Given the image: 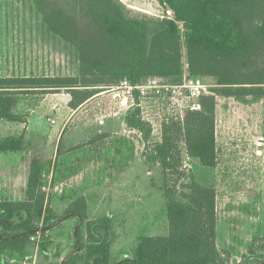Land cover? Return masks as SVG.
<instances>
[{"label": "rangeland", "instance_id": "374dc122", "mask_svg": "<svg viewBox=\"0 0 264 264\" xmlns=\"http://www.w3.org/2000/svg\"><path fill=\"white\" fill-rule=\"evenodd\" d=\"M59 1L72 9V0ZM118 1L126 15L148 21L152 27L156 19H165L149 6L152 0ZM180 28L183 34L185 28L182 24ZM182 53L184 78L188 75L185 46ZM79 73L78 51L49 29L35 0H0V77ZM203 80L215 86L214 78ZM120 84L100 87L76 112L69 106L72 95L65 89L24 92L14 107L22 120L0 123V139L21 135L25 139L22 150L0 152V201L27 198L30 172L38 161L42 165L40 190L57 215L85 196L90 219L105 215L113 219L112 261L132 256L142 236L169 233L167 201L158 188L164 171L146 159L162 141L158 110L168 100L150 98L148 111L154 126L139 113L151 126L146 141L144 132L127 121L136 105H122ZM152 95L156 94H148ZM197 99L184 91L178 101L188 106ZM216 137L219 162L215 168L202 166L180 143L184 173L179 182L196 180L216 189L217 245L227 264H247L244 256L250 247L259 252L264 243V97L218 96ZM37 224L40 228L30 236L24 252L4 250L0 264H61L75 250L78 224L83 240L87 237L86 224L77 217H64L49 229H42L43 220Z\"/></svg>", "mask_w": 264, "mask_h": 264}, {"label": "trees", "instance_id": "16d2710c", "mask_svg": "<svg viewBox=\"0 0 264 264\" xmlns=\"http://www.w3.org/2000/svg\"><path fill=\"white\" fill-rule=\"evenodd\" d=\"M35 1L49 29L78 51L80 73L0 77V123L22 120L14 107L24 92L65 89L72 95L69 106L76 110L100 87L123 80L136 85L159 77L181 83L183 46L188 75L212 77L215 86L198 96L200 108L187 109L183 119L163 121L162 141L146 156L164 171L158 188L167 201V235L142 236L132 256L112 261L113 219L107 215L90 219L85 196L57 215L40 190L42 165L35 161L27 198L0 201V254L6 249L24 252L30 236L40 228L38 221H44L42 229H49L64 217H77L86 224V240L78 224L75 250L61 264H227L217 245V191L196 180L179 182L184 173L180 143L184 142L189 155L202 166L217 167V97H264V0H168L176 19H156L154 27L126 15L118 0H72L71 10L59 0ZM140 112L141 107L136 106L127 121L144 132L147 141L151 126L139 117ZM24 140L23 135L0 139V152L20 151ZM258 248L259 252L250 247L244 256L247 264H264V243Z\"/></svg>", "mask_w": 264, "mask_h": 264}, {"label": "built area", "instance_id": "2783aa9c", "mask_svg": "<svg viewBox=\"0 0 264 264\" xmlns=\"http://www.w3.org/2000/svg\"><path fill=\"white\" fill-rule=\"evenodd\" d=\"M149 6H154L153 9L157 16L171 20L176 19L175 11L168 0H152ZM180 23L182 24V22ZM119 88H123L122 105L127 107L136 105L141 107L143 118L149 121L153 126L154 120L152 121L153 118L148 111V108L150 109L152 105L150 98L157 96L163 100H168L166 107L158 110L159 117L162 118L161 121L163 123V121L169 120L168 117L170 118V116L176 120L183 119L187 109L200 108V105L196 102L190 103L188 106H183L179 103L178 98L184 95V91H187L190 97H198L201 94L210 93L209 84L200 77H192L189 75L183 78V82L177 84L169 83L157 77H149L144 82L136 85L131 84L128 80H123ZM149 93H155L156 95L148 96ZM137 98L139 99L138 101ZM146 101L149 102L147 105L145 103ZM160 103L164 106L163 102L160 101ZM166 114L169 116H166ZM26 264L31 263L29 262Z\"/></svg>", "mask_w": 264, "mask_h": 264}, {"label": "crops", "instance_id": "0c3cea01", "mask_svg": "<svg viewBox=\"0 0 264 264\" xmlns=\"http://www.w3.org/2000/svg\"><path fill=\"white\" fill-rule=\"evenodd\" d=\"M71 110H73L74 112H76L78 109L74 110V109L71 108Z\"/></svg>", "mask_w": 264, "mask_h": 264}]
</instances>
